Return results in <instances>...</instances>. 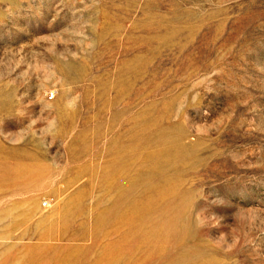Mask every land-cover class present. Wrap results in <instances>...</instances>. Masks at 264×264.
<instances>
[{"label":"rangeland","instance_id":"1","mask_svg":"<svg viewBox=\"0 0 264 264\" xmlns=\"http://www.w3.org/2000/svg\"><path fill=\"white\" fill-rule=\"evenodd\" d=\"M0 264H264V0H0Z\"/></svg>","mask_w":264,"mask_h":264},{"label":"built area","instance_id":"2","mask_svg":"<svg viewBox=\"0 0 264 264\" xmlns=\"http://www.w3.org/2000/svg\"><path fill=\"white\" fill-rule=\"evenodd\" d=\"M52 97H53V94H52Z\"/></svg>","mask_w":264,"mask_h":264},{"label":"bare ground","instance_id":"3","mask_svg":"<svg viewBox=\"0 0 264 264\" xmlns=\"http://www.w3.org/2000/svg\"><path fill=\"white\" fill-rule=\"evenodd\" d=\"M135 209V208H134Z\"/></svg>","mask_w":264,"mask_h":264}]
</instances>
